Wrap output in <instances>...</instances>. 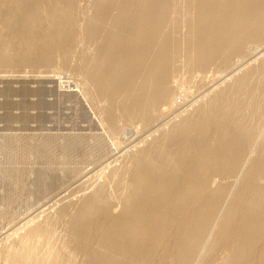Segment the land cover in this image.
<instances>
[{
  "label": "bare ground",
  "instance_id": "bare-ground-1",
  "mask_svg": "<svg viewBox=\"0 0 264 264\" xmlns=\"http://www.w3.org/2000/svg\"><path fill=\"white\" fill-rule=\"evenodd\" d=\"M24 1L0 0L14 20L9 38L0 26V63L76 52L90 93L107 101L88 104L101 129L139 122L150 136L108 174L110 191L98 186L69 214L63 237L79 244L78 264H264V0H84L85 17L76 0H47V12L45 0ZM18 39L29 50L12 49ZM180 86L196 103L186 114L173 101ZM38 228L7 264H45Z\"/></svg>",
  "mask_w": 264,
  "mask_h": 264
},
{
  "label": "rangeland",
  "instance_id": "rangeland-1",
  "mask_svg": "<svg viewBox=\"0 0 264 264\" xmlns=\"http://www.w3.org/2000/svg\"><path fill=\"white\" fill-rule=\"evenodd\" d=\"M25 1V5L30 6L32 0ZM46 2L48 3L45 0L39 7L43 8V12H47L50 7L47 8ZM76 2L79 8H83L84 0H76ZM3 7L6 8L3 10ZM39 8H37L38 12L41 13L42 9ZM0 9H2L0 26H8L5 36L9 38L14 27L10 25L14 21H10L11 9L8 3L1 5ZM87 10V8L81 9L80 15L83 13L85 17V11L88 15ZM60 16L61 14H58L56 19ZM84 17L79 16V21L82 22ZM7 18L10 20L7 21ZM65 41H69V34H65ZM27 44L29 43H23L22 40L20 42L18 39L10 46L12 45L11 48L14 50L26 51L30 48V44ZM74 53L69 63L61 64L54 61L51 66L36 61L33 52L30 53L31 62L27 64L25 62L17 66L10 61L6 64L0 63L3 65L0 66V88L4 86L3 91L6 92L8 87L14 90L20 86L17 92L10 94V100L14 102L10 110L13 118L8 117L9 112H4L0 107V264L8 263V254L11 252L18 256L17 260L20 259L23 256L20 237L25 231L27 233L31 228L37 230L38 227V230L42 229L43 235L31 240L36 248L35 256L45 249L41 241L48 236L46 239L49 240L45 242H49L50 254L46 257L45 264H49L55 254L58 255H56L57 264H65L68 256L70 260L73 259L70 264H78L79 258L83 256V252L79 251V244H66L67 241L63 237L69 223V214L73 213L79 203L98 186L106 185L108 174L112 169L130 153L141 149L150 138L147 136L148 133L143 134L139 122L134 124V122L118 121L116 132L113 133L107 124H103L105 131L101 129L88 107L91 105L96 111L101 105L103 108L106 107L107 101L102 98V92L101 94L98 92L101 99L96 95L97 92L90 93L83 75L75 66L78 62V54ZM260 58L252 63H257ZM7 64L9 65L6 66ZM234 75H227L217 80V83L216 81L210 83L207 97L231 82ZM66 83L70 84L71 88L64 86ZM29 89H33L32 93L31 91L29 93ZM192 96L193 93L183 86L174 90L173 101L179 107V114H186L196 104L191 100ZM1 99L0 96V102ZM27 102H37L36 107H29L22 117L20 109L27 107ZM20 105L22 108L19 107ZM96 114L98 119L104 121L99 113ZM122 127L127 129V134ZM106 187L110 191L108 184ZM50 218L56 223L51 227L48 235L47 231L46 234L44 231L48 225L46 222L51 220Z\"/></svg>",
  "mask_w": 264,
  "mask_h": 264
},
{
  "label": "water",
  "instance_id": "water-1",
  "mask_svg": "<svg viewBox=\"0 0 264 264\" xmlns=\"http://www.w3.org/2000/svg\"><path fill=\"white\" fill-rule=\"evenodd\" d=\"M5 86L8 87V85H5ZM19 88H20V86H19ZM19 88L17 87V88H15V89L13 90L12 88L8 87V90H7L6 92L3 91L4 86H3L2 88H0V96H1V98H2V99H1V102H0V107L2 108V110H3L4 112H9V116H8V117H11V118H13V116H11V114H10V110H11V107H13V103H14V102H12V101L10 100V94H12L14 91L17 92V91L19 90ZM32 90H33V89H29V90H28L29 93H30V91H31V93H32ZM26 91H27V90H26ZM1 94H2V95H1ZM21 99H26V97H21ZM21 101H23V100H21ZM21 103H22V102H21ZM21 103H18V105L21 104ZM27 103H28V106H27V107L23 108L22 110L20 109V113L22 114V117L25 116V114H26V112H27V110H28L29 107H33V108H35V107H36L35 104H36L37 102H34V103H29V102H27ZM19 107L22 108L21 105H20Z\"/></svg>",
  "mask_w": 264,
  "mask_h": 264
}]
</instances>
